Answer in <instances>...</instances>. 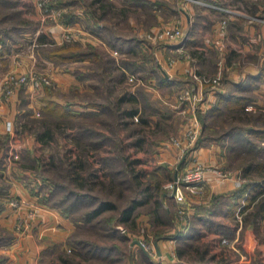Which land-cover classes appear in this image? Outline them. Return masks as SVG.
Segmentation results:
<instances>
[{"label":"rangeland","instance_id":"obj_1","mask_svg":"<svg viewBox=\"0 0 264 264\" xmlns=\"http://www.w3.org/2000/svg\"><path fill=\"white\" fill-rule=\"evenodd\" d=\"M22 1L0 0V29L6 30L4 31L5 36H1L6 39V43L11 44L10 50H8L10 52L8 65L0 62V79L12 68V63H10L12 58L10 57L17 53L22 60V65L19 68L21 74H27L29 70L33 69L37 73L45 74L50 83L44 84L39 89L32 88L29 82L17 88L14 97L17 99L16 111L13 113V117L7 118L13 123V133L9 134L8 132L7 136L3 135L0 138V155L1 150L5 156L10 149L19 152L17 159L10 160L9 168L6 166L4 169L0 168L1 173L7 174L4 180L0 181V205H2L1 202L9 201L11 198L16 199L17 202L22 200V202L20 201L21 214L18 213L17 215L13 206L9 205L13 213V222L8 228L9 230L0 228V264H8L10 261L12 264L14 257L13 254L11 256L10 251L15 250L13 245L16 244L17 237H20L21 232L26 231L31 222L28 217L27 220H24L22 227L16 229L17 219L20 216L26 218L31 208L36 205H45L44 203H48L47 205L58 212V218H55L52 226L46 228L43 236L35 235L37 238L43 239V242H40L37 264H110L108 263L109 260L114 261L112 264H162L161 255L150 251V256L147 253L149 251H145L138 244V241L142 240L145 246L146 244H154L157 242L158 235L159 237L162 235L171 236L176 233L178 227L191 226L194 221L198 228L202 229L199 237L191 240L188 245L174 246L169 250L171 264H183L184 262H188V264H264V229H257V223L255 227L252 223H243L244 214L247 210L242 208L240 221L235 219L237 222H242L243 227L249 224L248 226H252L253 230H248L245 226V228L242 227L240 233L233 234L229 229L220 227L219 223H212L209 220L206 224L208 218L199 216L201 213L214 212L215 209H219L223 201L220 194L209 193L206 188L201 192L185 190L184 201H177L164 187L166 183L172 180L175 163L173 160L169 162V160L162 158L161 154L164 151L161 148L165 146L162 142L169 141L172 136H177L180 126L182 124L184 126L188 122L191 109L190 106L188 108L186 102H180L178 98L180 90L173 94L169 90L138 87L143 83L137 84V82L129 81L127 77L130 73L127 75L124 72V64L126 65L127 61L123 62L124 58L132 62L145 59V63L154 69L153 55L156 52L159 53L164 42L161 40H154V42L147 39L142 40V45H146V51L125 55L124 50L121 49L115 56L111 54L110 48L113 47H110L108 43L96 41L93 44L96 45L94 47L98 53V59L86 62L58 57L57 60L51 61L42 55L41 49L45 47V44L38 40L39 35L44 33L42 31L44 23L42 25L41 21L45 17L38 8L37 13L32 11L31 6L24 11L20 7ZM27 1L32 2L31 0ZM161 1L166 2V5L168 4L171 8L172 5L167 0H159V2ZM250 1L258 9L259 4L263 2V0ZM50 2L52 5L56 4L54 3L56 0L53 2L50 0ZM209 2L210 5L198 2L201 7L198 13L200 15L204 13L203 15L207 17L205 23L202 24L203 32L213 34L216 27L213 25L217 24L218 15L216 0ZM160 6L163 9L162 2ZM169 7L162 10V13L160 12L162 14L160 23H167L175 18V16H168L170 15L168 13ZM229 8L239 13V7L232 6ZM60 9L62 10L61 7ZM130 11L135 14L131 9ZM156 11H159L157 7ZM4 13L8 17H3ZM141 13L143 12L139 11V14ZM262 14L264 15L263 11ZM143 15L145 21L150 25L156 23L154 17L145 13ZM210 19L213 22H210ZM105 20H107L106 25L111 27L109 32L113 33L114 36L120 35L117 36L120 40L117 43L121 45H124L122 42L124 35L135 33L134 26L130 25L124 17L121 18L116 8L107 11ZM11 24L13 26H10ZM185 34L186 29L183 27V35ZM45 38L48 43L55 41L56 44L52 43L53 45L71 43V41L57 43L55 39L48 38L46 35ZM181 38L172 41V43H180ZM213 38H217L216 33ZM72 42L78 43L76 45L83 49L86 45L82 46L81 44L89 41ZM211 42L202 44L208 50L209 62L213 57L215 58V48ZM187 51L190 53L189 50ZM166 55L173 56L175 54L173 51ZM129 67L135 66L130 65ZM84 68H87V71H81ZM125 69H128V66ZM145 69H141V72L144 71L141 76L154 74L150 73V68ZM134 70L139 72L138 69ZM133 74L137 78L141 77L136 72ZM205 75L211 78L205 86L215 87L217 84L214 81L216 72ZM76 81H80V85H77ZM46 85L53 86L51 95L61 100L62 104L74 109L85 108L86 105H89L92 114L85 118H58L57 115L52 116L46 113L36 115L34 111H40ZM123 93L126 95L136 93L138 97L136 105L138 104L142 110L138 116L141 117L142 115L148 118L152 124L148 125L147 122L140 121V119L127 120L124 108L134 104L124 101L121 98ZM182 107L185 109L184 112ZM12 118L15 119L14 122ZM57 121H61L59 128H57ZM46 122L52 124L53 130V136L48 141L42 140L40 135H37L38 131L46 129ZM218 122L219 119L208 120L207 126L212 128V132L207 130V126L205 129L209 142L212 141L216 147H218V143L221 144L220 141L216 142V140L218 141L216 137L219 135L218 132L221 133ZM82 128H89L93 131V135L91 133L80 134ZM165 130H169L168 135L165 136L164 134L162 137ZM79 144H83L82 148ZM227 149L226 147L228 152ZM3 155L0 156L1 159ZM237 156L229 158L230 168L235 165L234 160L236 161ZM71 163L74 164L76 170L79 167L82 173L79 182L72 179ZM76 163L78 164L76 165ZM91 175L92 178H90ZM10 177L15 179L14 182L20 184L24 191L27 189L28 199L22 198L19 194L5 195L8 185L13 182L9 181ZM86 177L90 180L84 182V186L79 185ZM55 182L59 184L58 194L48 200L47 195H50ZM108 184L111 186L109 187ZM256 190V187L253 188L252 193H255ZM70 191L73 192L70 193ZM75 191H86L90 195L98 196L101 200L112 201L115 207L113 210L106 209L99 215L102 217L101 219H105L103 221L101 219L97 222H95L96 219L85 220L78 215L84 209L95 205V202L90 201L91 203L86 205L82 198L76 197ZM144 193L148 195L150 193L155 198H149L143 203H136L135 200L142 199ZM60 199L63 200V204H55L54 201ZM74 203L77 210H68V207ZM127 206L133 208L129 219L126 221L121 219V214L123 207ZM193 213L199 215L194 218L192 217ZM106 218H110V221ZM210 219L219 221L218 218ZM262 219L264 221V217ZM64 224L69 226V230L65 229ZM207 232L213 233L214 238L207 237ZM218 239L221 241L219 246L224 249L213 251L212 245L215 246V244L212 242ZM72 240H79L80 242L75 244ZM190 243L197 246V249H194L196 254L203 253L205 256L198 260H191L188 255L193 252L192 248L189 247ZM94 246L112 247L114 250L112 258L96 257L92 252L87 253V249H93ZM179 248L182 250L181 253ZM16 251L22 256L21 263L24 264L23 261L26 260L28 251L25 250L24 246ZM222 251L225 254L223 259H221ZM62 254L64 261L61 258ZM17 262L20 263L19 256Z\"/></svg>","mask_w":264,"mask_h":264},{"label":"crops","instance_id":"obj_2","mask_svg":"<svg viewBox=\"0 0 264 264\" xmlns=\"http://www.w3.org/2000/svg\"><path fill=\"white\" fill-rule=\"evenodd\" d=\"M31 1L32 2L30 3L27 0H23L20 3V7L23 8L25 11L31 6L32 11H36L37 13L38 7L35 4V0ZM109 1L115 5L112 8H116L117 11H119V15L121 18L124 17V19L130 25L134 26L135 33H133V35H124V41H122L124 42L125 55L132 53L131 49L138 47H141V49L146 50V47H144L142 43H140L141 40L147 39L153 42L154 40H161L165 43L164 48H162V50H159V53H154V55L158 62L161 64V68L159 70H161L163 74L167 75L168 78H171L169 79V83L167 84L161 78H159L157 76V71H155L154 69L153 71H150L151 74H154L148 75L151 76L148 78H152V84L156 85L157 83V85H159L157 86L158 89L169 90L172 91L173 94L177 93L181 88L193 84L194 79L192 78V73L194 71L198 72L197 70H199L205 74L215 73L218 69V66H216L217 60L222 57V80L218 85H215V87L208 89V87L205 86V84L208 83L202 84L196 81L198 89H204L201 106H211L212 103L215 101V92L219 93L223 91L224 93L231 92V94H246L247 96H249V100L244 106L245 110H248L250 112H256L258 110H261L264 112V15L262 14V11L264 12V0L262 3L259 4V9L255 7L250 0H216V12L218 15V21L216 25H213L216 26L214 32L216 33L217 38L215 39L213 38L215 33L211 34L205 31L203 32L202 24L205 23V19L207 17L203 15L204 13L202 14L203 16L198 13V11L201 10V7L200 5H198V2H201L204 5H210V0H167L168 3L172 5L171 8L168 6V4H165L163 6V9L161 7V10L158 12L154 10L152 5L154 2H158L159 0ZM54 3L56 4L52 5L51 3L53 7H56L55 5H58L57 7H61L63 11L59 19L45 18L41 21V24L44 23V25L42 24L44 26V29L42 31L44 32L46 37L56 40L58 39L63 29H78L80 31V34L76 35L74 39L70 41H78L82 43L86 40H88L90 43H96V41L105 42L106 38L99 36L96 32L91 29V26L94 25L95 22H98L99 25H102L104 23L106 24L107 22V20H105L107 17V11L104 12L102 18L97 17L98 13H101V8L98 7V4L95 3L94 0H56V2ZM232 6L239 7V13L234 15L233 17H228L224 9ZM168 7L170 8V11L168 12L170 15L168 16H175V18L169 20L167 23H160V18H162L161 13L163 12L162 10H165ZM94 9L97 12H93ZM130 9L134 11L135 14H133ZM139 11H142L143 13L154 17L156 23L150 25V23L145 21V18H143V13L139 14ZM67 13H72V21H64L65 14ZM138 14L139 17H137ZM36 18L38 17L36 16ZM210 20V22H213L212 19ZM222 20L226 21L225 34L222 33L220 28V22ZM175 24H178L182 28L184 27L186 29V34L182 35L180 43H183L185 45V48L191 53L189 58L178 60L175 65L169 67L167 66L166 60L163 57L167 54V52H173L179 43H172V41L176 39L168 37L159 38L158 33L161 30H164L165 28H170L174 26ZM117 36L120 35H116V41L118 42L120 40L117 38ZM211 40L213 41L211 42ZM209 42H211L215 48V58L213 57L211 62L208 61V50L203 47L204 44ZM220 42L222 44V48L219 50L218 47L220 45ZM85 43L80 44L84 46ZM162 51L163 53H161ZM9 53L6 50L5 54H0V62L4 65H8L9 63ZM168 68L170 69L167 70ZM86 69L87 68H84V70L81 71H87ZM124 71L127 74L135 72L138 75L141 74V71L134 72L125 68ZM56 79L59 80V78ZM76 83L77 85H80V81H76ZM235 83H239V86L235 85ZM15 94L7 100L0 99V133L2 134L0 138L4 134H7L3 129L4 121L7 118L13 117L12 115L16 111L15 105L17 99L14 98L16 96ZM51 99L61 102V100L54 98L53 95L51 96ZM41 105H44L43 99ZM182 108L184 112L185 109L184 107ZM220 110L221 113L216 114L217 119H219L218 124L220 123V127L218 128L221 133H219L223 135V138L224 136L227 137L228 140V136L226 134L230 131V129L228 128V123L231 119V116L230 113L227 111V105L225 102L220 104ZM12 119L14 122L15 119ZM208 119H210V117ZM183 130L184 126L182 124L176 135H181L183 133ZM168 132L169 130H165L162 134V137H164V134L165 136H167ZM225 140L223 141L224 143L226 142ZM162 143L165 145L163 146V148H161L164 151L161 154L162 158L167 161L169 160V162H171L170 160H173V163H175L172 178H174L175 173L178 172V168H181L182 164H184L186 161L218 163L222 165L225 169H228L229 173L224 177L209 172L207 174V181L206 183H204L207 192L218 193L220 194V196L223 197V201L219 209H215L214 212L208 211L207 213H201L200 215L198 213H193L192 217L196 218L197 215H199L201 218L206 217L208 218L206 219V224L210 220L212 223H219L220 227L229 229L233 234L240 233L243 224L242 222H237V220L235 219L237 208L235 211L232 210L231 202L233 200V196L229 195V193L239 185L238 176H240V172L242 171L240 167L243 168L245 164L253 161L264 162V148H262L263 154L258 158L256 156V158L254 159L252 158L254 156L250 154L252 152H255V149L250 148L249 150H247V155L249 156H241V154L244 152L240 151L239 156L241 158L237 156L236 161L234 160L235 165L230 168V157L228 156L229 153L226 151V144L224 145L218 143V147H216L213 142L203 144L198 147L194 145L187 153H185L182 158H179V151L171 143L170 139L169 141H164ZM262 144L264 145V140L262 141ZM1 155H3L2 150ZM0 160V168L4 169V166L9 168L10 163H7L5 155H3L2 159L0 157ZM262 169L264 170V166ZM255 172L256 171H250V174H248V176H253V181H264V178L260 175H256ZM5 176H7V174L4 175L0 171V181L4 180ZM9 181L13 182L8 185L7 192L5 193L6 196H10L12 194H19L22 198L28 199L27 189H25L26 191H24L22 186L14 182L16 180L13 178L11 179V177ZM248 195V200L254 202L258 199L261 194L258 195V192H250ZM29 199H31V197H29ZM243 200L245 202L246 199ZM252 203L247 206V209L244 210L251 209ZM1 204L2 205H0V228H2V230H9L8 228L11 227V223L13 222V213L11 212V208L7 200L6 202H1ZM34 208L36 214L33 218H30V225H28L26 231L20 233V237H17L15 241L16 244L13 245L15 246V250L12 249L10 251L11 256L13 254L14 257H12V264L18 263V256L20 259V263L18 264H22V256L19 255L16 250L23 246L25 247V250L28 251L25 257L26 260L23 261V263L37 264L36 259L39 255L38 252L41 246L40 242H43V239H39L35 235L38 234L40 236H43L45 234L43 232H45L46 228L48 226H52L53 222L55 221V218H58V212L49 205H36ZM262 217L259 216L257 221V229L260 230H262V228L264 229V221ZM210 218H218L219 221H214ZM249 224H247V226L245 225L246 228H248V230H253L252 226H248ZM245 226L243 228H245ZM64 227L65 229L69 230V226H67L66 224H64ZM201 230L202 229H199L194 221L182 237H157V242H154V244L157 254L161 255L162 257V264H171L172 261L169 258V250H171L174 246L188 245L191 240L196 237H199ZM206 236L214 238L213 233L207 232ZM212 243L215 244V246L212 245L214 247L213 251L220 250L222 248L219 246L221 243L219 239L213 241ZM189 247H191L193 251L188 254L191 260H198L205 256V254L203 253L198 255L194 252V249H197V246H195L194 244L190 243ZM179 251L181 253L182 250L179 248ZM223 252L224 251L221 252V259L225 257V254ZM162 254L164 255L162 256ZM8 264H11V261ZM183 264H188V262H184Z\"/></svg>","mask_w":264,"mask_h":264},{"label":"trees","instance_id":"obj_3","mask_svg":"<svg viewBox=\"0 0 264 264\" xmlns=\"http://www.w3.org/2000/svg\"><path fill=\"white\" fill-rule=\"evenodd\" d=\"M95 3L98 4V7L101 8V13H98L97 17L98 18H102L104 12L108 11L109 9H111L112 7H114V4L112 2H110L109 0H94ZM163 6L166 4V2H163ZM161 2H154L153 3V8L154 10H156V7L159 9V11L161 10ZM160 6V7H159ZM93 12H97L95 9ZM3 17H8L7 14L4 13ZM73 17H72V13H67L65 14L64 17V21L68 22V21H72ZM10 26H13L12 24ZM91 29L96 32L99 36L106 38L105 42L108 43L110 45V47H113L119 51H121V49L124 50V45H121L120 43H117L116 41V36H114L113 33L109 32V30L111 31V27L106 25V24H102L99 25L98 22H95L94 25L91 26ZM9 30V28H8ZM4 31L6 30H2L0 29V54H5V51L10 50V43H6V39H3V37L5 36ZM3 35V37L1 36ZM8 36V33L6 34ZM108 36V37H106ZM45 35L44 33H41L38 37V40H41L43 42V44H45L44 48L41 49V53L42 55L49 60H57L58 57H64V58H72L75 60H84V61H88V60H92V59H98V53L96 51V48L94 46H96L93 43L90 42H86L85 43V47H83V49L76 45L78 43H73L71 41V43L69 44H61V45H53L51 43H48L45 40ZM9 40V39H8ZM75 42V41H74ZM143 41L141 40L140 43H142ZM56 44V43H55ZM80 44V43H79ZM117 44V45H116ZM164 45H162V48H164L165 43H163ZM52 45V46H49ZM137 45V44H136ZM146 47V45L144 46ZM133 48V47H132ZM147 49V48H146ZM162 50V49H159ZM132 53L133 52H138V51H146L143 50L141 48L138 47L131 49ZM9 53V52H8ZM163 53V51L161 52ZM168 53V52H167ZM191 53V52H190ZM154 58V70L157 71V76L159 78H161L165 83H169V79L167 75L163 74L161 70H159L161 68V64L158 62V60L155 58V55H153ZM165 58V55L164 57ZM62 59V58H61ZM126 62V65L124 64V68L128 66V69L131 71H136L134 69H138L139 71H141V69H145V68H150V71H153V69L151 68V66L149 64L145 63V59L142 60H136L134 62L132 61H128L126 58H124V63ZM130 65H133L135 67H129ZM149 65V66H148ZM217 66V65H216ZM133 69V70H132ZM198 73L201 74H205L202 73L201 71L197 70ZM125 72V71H124ZM144 72V71H143ZM141 72V74L143 73ZM146 72V69H145ZM125 74V73H124ZM141 74L139 76H141ZM142 77V78H141ZM140 78L143 79V85L138 86V87H143V88H149V87H154L157 88V83L156 85L152 84V78H148L151 76H141ZM235 85L239 86V83H235ZM234 85V88H235ZM53 86L51 85H46V92H45V96L42 98L44 100V105L41 106L40 111H39V115L42 113H46V114H50L52 116L57 115L56 117L60 118V117H77V118H85V117H89L90 114H92V109H90L89 105H86L85 108H81V109H74L71 107L66 106L65 104H62L61 102H58L56 100H52L51 99V93L53 91ZM142 90V89H140ZM135 95V96H134ZM121 98L124 99V101H129L131 105L129 107L124 108V113L126 114V118L127 120H131L133 121V119L135 120H139L140 121H144L147 122V124L149 125L151 122L149 121L148 118L144 117L141 115L138 116L139 113H141V108L138 107L137 100L138 97L136 95V93L132 94V95H126V93L121 94ZM249 100V96H247L246 94H231V92H226L224 93L222 92H215V101L212 103L211 106H207V107H202L201 106V102L199 104V106L197 107V113H198V117L200 118V121L202 123V131L200 133V136L198 137V139L196 140L195 146H200L203 144H207L210 143L208 135L205 134V129L208 123V120L212 121L217 119V115L218 113H221L220 110V104L225 102L227 105V111L230 113L231 119L228 123V128L230 129V131L226 134L228 136V140L227 137L220 134L216 136L218 138V141L216 140V142L218 143L219 141L221 142V144H226L227 145V150H228V156L229 157H236L237 155H240V151L244 152L245 155L243 156H249L246 155V153H248L247 150H249L250 148L255 149V152H252L250 155L254 156L252 157L253 159L261 156L263 154V150L262 148H264V145L262 144V141L264 140V112L261 110H258L256 112H250L248 110H245V104L246 102ZM128 102V103H129ZM136 105V106H135ZM134 117V118H133ZM206 117H210V119L206 118ZM234 118V119H233ZM47 127L46 129H43L41 131H38L37 135H40V138H42V140L44 141H48L50 139V137L53 136V130H52V124H50V122H46ZM57 128H59L61 121H57ZM152 124V123H151ZM207 130L211 133L212 132V128L207 126ZM90 131V132H89ZM81 133H87V134H92L93 135V131L90 130L89 128H82V131H80ZM64 134V133H62ZM4 135H8L4 134ZM210 136V135H209ZM80 139H82V137L80 136ZM226 139V140H225ZM226 141L225 143L223 141ZM214 141V140H213ZM212 142V141H211ZM79 146L82 148L83 144H79ZM238 148V149H237ZM1 161V160H0ZM78 163H76L77 165ZM243 165V164H242ZM241 165V166H242ZM72 167L71 173H72V179H76V181L79 180V177L82 176L81 171L79 170V167L77 168V170L75 169V166L73 163H71L70 165ZM264 166V162L263 161H258V162H249L247 164H245V166L242 168V171L240 172L241 176L244 177V180L241 181V183L234 188L233 191H231L229 193V195H232V202H231V208L233 211L236 210V208H238V206L241 204L243 199L245 200V207L249 206L253 201L248 200L249 197V193H252L253 188H257L256 192H258V195L261 194L258 199L256 201H254L252 203L251 209L247 210L246 213L244 214V221L243 223L246 224V222L248 223H252L255 227L259 216H263L264 217V181H253L254 179L253 176L249 175L250 171H256L255 174L256 175H260L261 177L264 178V170L262 169ZM92 178V175L91 177ZM90 178L86 177L84 179V181H82V183H80L79 185L84 186L85 183L90 180ZM79 182V181H78ZM137 183H139V181H137ZM256 183V185H255ZM58 186L59 184L57 182L54 183L53 185V189L50 191V195H47V199L49 200L50 198L52 199L56 194H58ZM108 186L110 187L111 185L108 184ZM82 190V189H79ZM73 191H70V193ZM76 197H80L82 198L86 205H89L91 202H95V205L91 206L90 208H86L84 209V211H81V213L78 215L82 218H84L85 220H92V219H96L95 222H97L98 220H100L102 217H100L99 215L105 211L106 209H110L113 210L115 205L114 202L112 201H108V200H101L97 197H95L93 194L90 195L88 192L86 191H75L74 192ZM52 196V197H51ZM154 197V196H153ZM152 194L149 193L146 194L144 193V196L142 197V199H136L135 202L136 203H143L146 200H148L149 198L152 199ZM88 198V199H87ZM141 198V197H138ZM155 198V197H154ZM50 199V200H51ZM138 200V201H137ZM140 200V202H139ZM63 200H56L54 201L55 204L61 205L63 204L62 202ZM91 201V202H90ZM45 205H47L48 203H44ZM135 204V203H134ZM50 206V205H49ZM67 207V206H65ZM244 207V209H245ZM64 208V206H63ZM131 206H127V207H123V211L121 214V219L122 220H128L129 216L131 214L132 211ZM68 210L71 211H75L77 210L75 208V203L73 205H71L70 207H68ZM262 217V218H263ZM108 221H110V218H106ZM119 219V217H118ZM105 219H101V221H103ZM189 225H185L184 227H178L176 229V233L171 235V236H166V235H162L163 237H167V238H179L182 237L187 229L189 228ZM161 236V237H162ZM159 237V235H158ZM72 242H74L75 244H78L80 241L79 240H72ZM87 245V243H85ZM113 249L112 247H104V246H94L93 249H87V253L92 252V254L96 257H102V258H106L108 257L109 259H111L112 254H113ZM63 261L64 259V255L62 254ZM105 261V260H103ZM114 261L113 260H109L108 263L112 264Z\"/></svg>","mask_w":264,"mask_h":264},{"label":"built area","instance_id":"obj_4","mask_svg":"<svg viewBox=\"0 0 264 264\" xmlns=\"http://www.w3.org/2000/svg\"><path fill=\"white\" fill-rule=\"evenodd\" d=\"M35 4L42 11V14L45 18L50 19H59V17L62 14V10L59 7H53L51 5L50 0H35ZM226 12V15L228 17H232L235 14H238L237 11L233 10L232 8H226L224 9ZM220 28L222 33H226V21L222 20L220 22ZM80 34V31L78 29H63V31L60 33L58 39H56L57 43H61L63 41H70L74 39L76 35ZM158 37H168L172 39H179L183 35V28L175 24L174 26L170 28H165L164 30H161L158 33ZM220 41V40H219ZM35 44V41H34ZM222 48V44L220 42V45L218 49L220 50ZM111 54H114L115 56L118 55L119 51L115 48H110ZM173 56L166 55L165 60L167 63V66L172 67L176 64L178 59H186L190 57V53L186 50L185 45L183 43H179L175 50H174ZM10 58V63H12V68L6 72V74L0 79V99H9L11 98L15 92L17 91V88L19 86H24L25 83H30L32 88L39 89L44 84L50 83L48 77L43 73H37L36 71H33V69L29 70V73L21 74L20 66L22 65L21 57L18 56L17 53H14ZM217 66L218 69L216 71V76L214 77V81H216V85H218L222 80V57H220L217 60ZM128 75V74H127ZM128 80L143 83V80L141 78H137L133 73H130L128 75ZM192 78L194 79V82L190 86H186L180 89L179 92V100L180 102H186L188 104V108L190 106L191 113L189 116L188 122L184 125L183 133L180 136H172L170 138L171 143L178 149V157L182 158L185 153H187L196 143V140L200 136V133L202 131V123L200 121V118L198 117L197 113V107L202 101V95L204 93V89H198L196 81L199 83H209L210 77H207L205 74L198 73L194 71L192 73ZM213 88V86L208 87V89ZM178 100V101H179ZM183 109V108H182ZM36 115H39V111H34ZM13 123L10 119H6L3 124V129L6 133L9 132V134L12 132ZM19 156V152L15 149L8 150V153L6 155L7 163L9 164L13 159H17ZM209 172L215 173L217 175H220L221 177L226 176L229 171L225 169L222 165L218 163H202V162H191L186 161L184 164H182L181 168H178V172L175 178H172L171 182H168L164 185V187L171 193H173V197L177 201H184V191L187 190L189 192H201L205 188V184L207 181V174ZM239 181L238 184L241 183L242 180H244V177L238 176ZM22 202V200H20ZM20 201L17 202L16 199L11 198L8 201V204L10 206H13L15 209L17 215L18 213L21 214L20 210ZM245 207V202L242 200L241 205L238 206L236 210V218L241 219L242 215V208ZM35 215V209L31 208V211L29 214L24 218L23 216H20V218L17 219V222L15 223V228L19 229L22 227L24 220H27V218H32ZM17 217V216H16ZM138 244L142 246L145 251L151 256V252L157 253L155 244H146L139 240ZM147 247V248H146Z\"/></svg>","mask_w":264,"mask_h":264},{"label":"water","instance_id":"obj_5","mask_svg":"<svg viewBox=\"0 0 264 264\" xmlns=\"http://www.w3.org/2000/svg\"><path fill=\"white\" fill-rule=\"evenodd\" d=\"M176 175H177V173H175V176H174V178L176 177ZM171 195H173V193H171Z\"/></svg>","mask_w":264,"mask_h":264}]
</instances>
